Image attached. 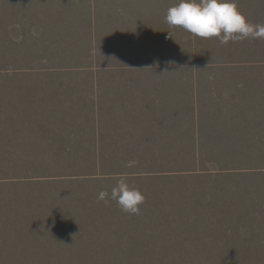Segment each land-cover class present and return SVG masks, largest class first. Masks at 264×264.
<instances>
[{"label": "trees", "instance_id": "16d2710c", "mask_svg": "<svg viewBox=\"0 0 264 264\" xmlns=\"http://www.w3.org/2000/svg\"><path fill=\"white\" fill-rule=\"evenodd\" d=\"M179 2L0 0V264H264V39ZM122 176L139 214L98 199Z\"/></svg>", "mask_w": 264, "mask_h": 264}, {"label": "clouds", "instance_id": "9594fccd", "mask_svg": "<svg viewBox=\"0 0 264 264\" xmlns=\"http://www.w3.org/2000/svg\"><path fill=\"white\" fill-rule=\"evenodd\" d=\"M165 19L170 28L179 27L203 39L215 37L221 44L248 38L264 39V24L249 23L233 0H180L168 9ZM134 163L135 161H131L128 166L131 167ZM98 199L105 203L110 199L122 211L139 214L138 206L145 198L139 189L131 186L127 178L122 176L110 194L101 191Z\"/></svg>", "mask_w": 264, "mask_h": 264}]
</instances>
